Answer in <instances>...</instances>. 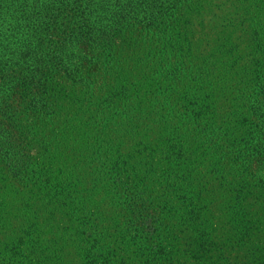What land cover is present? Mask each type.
Masks as SVG:
<instances>
[{"label": "trees", "instance_id": "1", "mask_svg": "<svg viewBox=\"0 0 264 264\" xmlns=\"http://www.w3.org/2000/svg\"><path fill=\"white\" fill-rule=\"evenodd\" d=\"M217 2L0 0V264H264L263 4Z\"/></svg>", "mask_w": 264, "mask_h": 264}, {"label": "rangeland", "instance_id": "2", "mask_svg": "<svg viewBox=\"0 0 264 264\" xmlns=\"http://www.w3.org/2000/svg\"><path fill=\"white\" fill-rule=\"evenodd\" d=\"M228 2V0H218V4H222V3H227ZM258 2L259 3H262L263 4V6H261V7H263V10L261 11V13L260 14H257L258 16H259V20H261V22H264V20H263V16H264V0H258ZM252 4V2H250V4L248 5V7H247V11L249 10V9H253L255 6H250ZM251 7V8H250ZM259 10H254L253 9V13L254 12H258ZM251 17V15H246V17L245 18H247V21H248V24L250 23V21L248 20V18H250ZM263 20V21H262ZM261 22H259V23H261ZM238 35H240V33H236V35L235 36H238ZM242 36V38L245 40V44L247 43V41L249 40V37L248 36H246V35H244V34H241ZM260 38L262 39V45L260 46V52L258 53V58H257V68H262V67H264V31H262V33H261V36H260ZM252 52H251V50L249 51V53L248 54H251ZM247 60L248 61H250L251 60V58L250 57H247ZM254 70V68L252 69V71ZM248 73H249V75L250 76H252V72H249L248 71ZM228 223L229 224H231V223H233V221H232V219H231V217L229 216L228 217ZM229 227H230V225H229ZM240 256H242V254L240 253L239 254ZM227 256H229V255H227Z\"/></svg>", "mask_w": 264, "mask_h": 264}]
</instances>
